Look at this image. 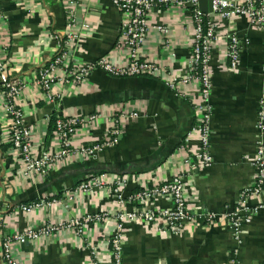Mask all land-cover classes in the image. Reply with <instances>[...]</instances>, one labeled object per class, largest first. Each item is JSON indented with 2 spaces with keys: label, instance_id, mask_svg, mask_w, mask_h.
Returning <instances> with one entry per match:
<instances>
[{
  "label": "crops",
  "instance_id": "obj_1",
  "mask_svg": "<svg viewBox=\"0 0 264 264\" xmlns=\"http://www.w3.org/2000/svg\"><path fill=\"white\" fill-rule=\"evenodd\" d=\"M0 57L8 83L22 87L16 99L29 128L35 154L57 147L54 136L56 118L87 116L100 110L106 113L125 105L139 110L137 119L126 122L118 145L102 151L94 160L54 166L45 175L24 174L10 148L0 149V256L4 237L48 224L58 230L48 238H39L15 246L14 255L23 264H91V249L107 262V239L113 232V220L95 221V216L131 212L132 197L155 185L168 182L182 172L181 146L194 125V109L190 100L176 96L159 79L153 77L115 78L101 70L92 71L83 84L61 85L55 103L44 100L36 86L38 69L53 56L56 40L62 36L65 18L62 0H0ZM78 26L88 30L72 50L71 60L92 63L113 53L119 38L122 17L109 0H81L76 8ZM150 24L170 29L168 51L161 35L151 31L143 48L169 71L181 73L189 58L192 38L191 19L178 8L154 10ZM227 26L222 23V26ZM225 29L236 33L249 45L241 49L239 66L229 72L223 57V45L217 41L211 52L210 147L212 164L198 168L184 183L192 219L182 223L181 232H162L156 224L125 221L122 264H261L264 259V210L248 216L236 242L228 227V216L242 190L255 177L253 156L258 143L264 148V127L259 128L257 106L264 96V33L244 18H236ZM221 36V35H220ZM113 61L122 63L123 53L114 51ZM172 54V55H171ZM4 88L0 82V145L9 144L10 120L4 114ZM107 119L86 129L79 127L74 145L102 140ZM188 150L199 145L194 138ZM126 177L122 204L111 187L93 188L87 195L76 193L72 201L67 195L81 182L93 176ZM45 199L55 201L53 207H42L30 214L18 207ZM264 203V197L251 198L248 206ZM166 197L150 206L167 209ZM216 218L209 222L206 213ZM90 216L92 222H83ZM79 220L85 238L70 227ZM1 264V263H0Z\"/></svg>",
  "mask_w": 264,
  "mask_h": 264
},
{
  "label": "built area",
  "instance_id": "obj_2",
  "mask_svg": "<svg viewBox=\"0 0 264 264\" xmlns=\"http://www.w3.org/2000/svg\"><path fill=\"white\" fill-rule=\"evenodd\" d=\"M81 0H62L65 18V30L62 36L50 35L56 40L53 56L42 65L36 74L35 84L42 92L48 103H55L59 96L56 88L61 85L83 84L88 75L94 70H101L115 78L153 77L162 81L176 96L190 100L194 109V125L181 146L183 171L174 175L168 182L155 185L151 189L139 192L132 197L134 209L125 213L122 210L115 214L97 215L95 221L108 218L113 220L114 229L107 239L109 246L107 262L98 258L95 248L90 247L92 253L91 264H122V249L124 244V222L136 221L156 224L162 232L178 234L182 223L194 216L188 196L185 193L184 183L193 172L202 166L212 164L210 147V119L212 108L210 105L211 70L210 58L214 44L221 41L223 57L229 72H234L239 66L241 49L249 45L247 39L241 40L239 36L225 29V34L217 35L218 29L227 26L236 18H244L248 23L264 33V0H210L211 12L203 13L199 8V0H109L120 13L122 23L119 38L113 53L102 56L92 63H79L71 60L72 50L88 30L86 24L78 26L76 8ZM178 8L188 13L191 19L192 38L189 46V58L181 73L169 71L162 67L156 58L147 55L143 48L151 31L161 35V43L168 50L170 29L165 25L150 24V16L154 10H168ZM3 13L0 9V21ZM222 23L228 24L222 26ZM114 51L122 52V63L113 61ZM172 55V54H171ZM3 60L0 57V82L4 88V114L10 120L8 142L11 151L24 168V174L35 173L45 175L54 166L63 164L85 162L94 160L104 151L115 148L120 140L126 122L137 119L139 110L130 109L120 105L110 109L106 115L103 111L93 112L87 116H71L56 118L54 122V136L57 147L41 154H35L30 140L29 128L24 124L23 113L18 108L16 99L20 96L22 87L19 84L8 83L3 72ZM264 70V64H263ZM259 128L264 127V96L257 106ZM107 119L108 126L104 138L98 142L74 145V138L79 127L95 126L96 123ZM196 139L199 147L190 151L185 147ZM255 177L252 183L241 191L233 211L226 216L228 227L234 235L236 242L240 241L242 225L246 217L264 210V203L255 207L248 206L251 198L264 197V148L258 143L253 156ZM126 177L99 175L88 178L67 195L68 201L76 193L88 194L93 188L103 189L111 187L118 203L122 204V190L126 185ZM161 197L170 201L169 208L157 209L150 204ZM55 201L48 202L40 199L32 203L21 205L18 212L30 214L42 207H53ZM216 218L214 213H206L205 219L212 222ZM90 216H85L83 222H92ZM83 223L75 219L70 227L77 228V234L85 238ZM58 230V226L48 224L42 227L10 234L3 238L1 243V264H23L14 255L15 246L39 238H48ZM261 264H264V259Z\"/></svg>",
  "mask_w": 264,
  "mask_h": 264
},
{
  "label": "water",
  "instance_id": "obj_3",
  "mask_svg": "<svg viewBox=\"0 0 264 264\" xmlns=\"http://www.w3.org/2000/svg\"><path fill=\"white\" fill-rule=\"evenodd\" d=\"M199 8L205 14L210 13L211 12V1L210 0H199Z\"/></svg>",
  "mask_w": 264,
  "mask_h": 264
},
{
  "label": "trees",
  "instance_id": "obj_4",
  "mask_svg": "<svg viewBox=\"0 0 264 264\" xmlns=\"http://www.w3.org/2000/svg\"><path fill=\"white\" fill-rule=\"evenodd\" d=\"M8 148H11V144L10 143L9 144H5V145L4 144L0 145L1 152H5L6 149H8Z\"/></svg>",
  "mask_w": 264,
  "mask_h": 264
}]
</instances>
